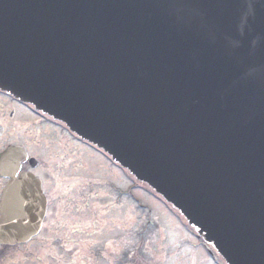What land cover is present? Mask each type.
I'll return each instance as SVG.
<instances>
[{"label": "water", "instance_id": "1", "mask_svg": "<svg viewBox=\"0 0 264 264\" xmlns=\"http://www.w3.org/2000/svg\"><path fill=\"white\" fill-rule=\"evenodd\" d=\"M0 89L106 151L228 264H264V0H0ZM44 210L34 175L11 178L0 244Z\"/></svg>", "mask_w": 264, "mask_h": 264}, {"label": "rangeland", "instance_id": "2", "mask_svg": "<svg viewBox=\"0 0 264 264\" xmlns=\"http://www.w3.org/2000/svg\"><path fill=\"white\" fill-rule=\"evenodd\" d=\"M87 181L88 186L102 185L100 180H92L90 177H87ZM132 182L133 187L139 186V188H132L129 200L119 201L116 196L106 199L101 196L102 189H97L92 197L87 198L89 203H86V208L92 205L93 209L83 208L76 190L64 189L62 193L66 194L67 200L61 207L57 219V222L63 225L58 228L55 225V233L45 234L43 239L33 240L29 245L19 247L17 250L6 251L10 253L4 254L3 264L23 263V261L51 264L124 263L126 258L123 252L114 254L107 250L113 246H121V244H113V238L119 236L124 228L129 240L128 247L133 254H136L139 261L155 256L160 249L161 253L156 257L164 264H212L207 259L204 240L194 235L192 229L186 227L183 219L174 220L161 206L159 197L146 188V184L134 178ZM78 185L87 186V182L84 180L78 182ZM74 225V230L80 231L79 233L73 231ZM93 226H95L94 230ZM157 234L158 244L155 241ZM145 245L150 247L147 253ZM42 246L46 248L29 254L28 248L32 250ZM162 248L166 249L167 255H164L166 253ZM34 251L36 250L31 252ZM27 256L30 261L27 260Z\"/></svg>", "mask_w": 264, "mask_h": 264}, {"label": "flooded vegetation", "instance_id": "3", "mask_svg": "<svg viewBox=\"0 0 264 264\" xmlns=\"http://www.w3.org/2000/svg\"><path fill=\"white\" fill-rule=\"evenodd\" d=\"M9 147H18L19 167L15 170L8 164L7 168L0 169V199L5 185L9 182V178L5 177L7 173H13L16 178L26 173L34 174L41 181L42 193L46 198L45 215L39 232L33 239H43L45 234H53L56 227L63 225L58 223L57 219L60 216L61 207L67 200L66 194L62 193L64 189L76 190L80 201H84V207L89 201L87 198L92 197L97 189H102L101 196L106 199L115 197L116 194L119 195V201L122 198L126 199L131 192V177L108 156L74 135L62 123L0 91V153ZM19 147H22L25 154ZM87 177L100 180L102 185L100 187L88 186ZM84 180L87 186L78 185V182ZM74 228L75 225L72 227L74 232H80L75 231ZM128 243L126 228H124L119 236L113 238V244H121V246L108 248L114 254L123 252L126 261L116 264H147L139 261L138 258L133 260L135 254L128 247ZM19 246L10 248L0 245V264H3L4 254L10 253L6 251L17 250ZM43 248L44 246L32 249L36 250L34 252L28 248V251L29 254L36 253ZM15 264L51 263L23 261V263Z\"/></svg>", "mask_w": 264, "mask_h": 264}]
</instances>
